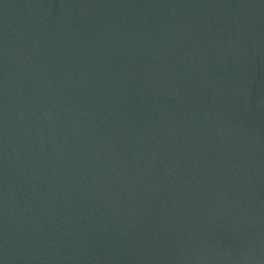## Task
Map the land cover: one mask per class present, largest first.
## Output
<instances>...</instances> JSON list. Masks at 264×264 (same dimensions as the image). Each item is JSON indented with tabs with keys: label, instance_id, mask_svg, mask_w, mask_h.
<instances>
[{
	"label": "water",
	"instance_id": "obj_1",
	"mask_svg": "<svg viewBox=\"0 0 264 264\" xmlns=\"http://www.w3.org/2000/svg\"><path fill=\"white\" fill-rule=\"evenodd\" d=\"M0 264H264V0H0Z\"/></svg>",
	"mask_w": 264,
	"mask_h": 264
}]
</instances>
